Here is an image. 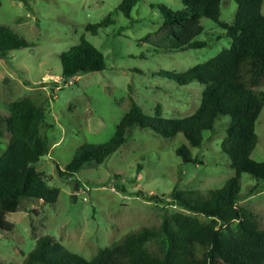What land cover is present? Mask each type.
Here are the masks:
<instances>
[{"label":"rangeland","instance_id":"rangeland-1","mask_svg":"<svg viewBox=\"0 0 264 264\" xmlns=\"http://www.w3.org/2000/svg\"><path fill=\"white\" fill-rule=\"evenodd\" d=\"M121 1L0 0V24L30 42L0 55V153L9 138L4 121L8 103L30 98L44 109L38 129L48 143L37 169L59 189L54 202L24 199L17 210L6 214L15 225L0 231V259L5 262L24 264L40 235H51L68 250L91 258L130 231L158 225L164 214L182 211L208 220L167 203L169 193L174 187L180 191L219 187L235 174L220 150L222 130L206 131L200 146H189L197 157L193 162L183 161L175 152L186 143L181 133L165 138L140 126L127 129L125 141L102 162L90 160L73 174H59L57 167L64 169L82 143L108 140L132 102L150 115H157V106L161 117L192 113L205 84L195 80L178 84L160 71H184L230 46L224 29L202 16L203 31L196 38L206 41L205 46L153 49L143 38L161 23L158 4L176 10L182 7L181 0H137L127 13L118 8ZM235 10L234 0H221L220 20L232 22ZM261 11L264 14V0ZM108 14L112 21L98 26L96 33L85 28ZM82 37L102 52L105 67L62 79L60 54ZM259 88L264 90V83ZM221 120L227 122L229 116H220L216 124ZM255 132L258 139L250 157L263 160L264 105ZM240 193L238 203L264 227V179L241 172Z\"/></svg>","mask_w":264,"mask_h":264},{"label":"trees","instance_id":"trees-1","mask_svg":"<svg viewBox=\"0 0 264 264\" xmlns=\"http://www.w3.org/2000/svg\"><path fill=\"white\" fill-rule=\"evenodd\" d=\"M136 1L122 0L118 8L127 13ZM234 1L235 15L229 23L219 18L221 0H181L182 7L176 10L158 4L161 23L143 38L153 49L166 51L205 46L206 41L196 38L203 31L202 16L218 23L230 38L229 47L184 71H160L178 84L193 80L205 84L192 113L161 117L157 106V115H150L132 102L108 140L82 143L64 169L57 167L59 174L66 176L87 161L102 162L125 141V132L132 126L150 127L165 138L181 133L186 143L175 148L176 154L183 161L196 162L189 146H200L204 132L220 129L224 132L220 150L228 156L235 174L219 187L184 191L174 187L167 201L208 220L182 211L164 214L158 225L130 231L99 248L91 258L68 250L51 235H40L25 255L24 264H264V227L257 224L249 208L238 203L241 172L264 179V159L250 157L258 139L255 121L264 105V90L259 88L264 83L263 0ZM111 21L108 14L85 28L96 33L98 26ZM29 44L9 25L0 24V55ZM60 62L62 79L105 67L102 52L83 37L61 52ZM222 115H228L229 120L217 125ZM43 118V107L28 97L8 103L4 121L9 138L0 153V231L13 229L15 223L6 214L17 210L22 200L54 202L57 198L59 189L49 185L37 169L40 156L48 152L46 136L38 129ZM0 264L11 263L0 259Z\"/></svg>","mask_w":264,"mask_h":264}]
</instances>
